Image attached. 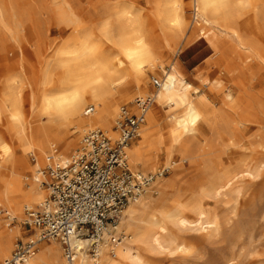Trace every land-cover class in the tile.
<instances>
[{"label": "bare ground", "instance_id": "6f19581e", "mask_svg": "<svg viewBox=\"0 0 264 264\" xmlns=\"http://www.w3.org/2000/svg\"><path fill=\"white\" fill-rule=\"evenodd\" d=\"M157 5L161 8L165 31L177 41L190 26L181 13L179 1L159 0ZM192 11L193 23L199 31H204L202 36L216 58L211 63L214 77L227 80L234 71L236 59L240 60L236 63L240 64L238 74L248 71L251 82H234V87L243 92L242 96L232 100L226 87L220 89L234 119L230 122L218 119L220 109L211 104L206 94L191 98V84L185 80L175 60H171L166 71L161 67L162 53L169 47L167 40L160 45L149 41L127 11L116 15L114 23L110 19L101 23L100 35L111 44L110 56L89 59L87 48L83 46L73 58L59 61L56 73L43 74L38 114L33 121H27L23 112L24 90L30 86L28 71L14 54L0 49V123L4 118L10 130L16 133L15 146L10 147L4 144L6 135L0 130V214L6 212L12 222L23 223L22 211L38 207L46 199L47 193L37 182L38 171L46 165L49 155L55 153L65 159L68 152L81 143L79 137L69 141V131L74 129L73 134L84 136L89 130L98 129L115 140L114 126L121 108L118 104L133 93L136 96L130 110L134 109L136 99L150 97L152 103L137 133L139 143L126 149L131 170H135L134 173L139 170L141 173L137 175L148 177L144 173L150 169L155 146L179 157L177 162L167 166L170 178L162 179L160 170L149 175L152 180L148 188L123 210L117 230L125 236V241L117 246L102 247L95 259L79 253L72 264H144L139 249L147 243L157 250L173 247L184 252L187 247L175 242L171 227L183 230L193 227L210 232L216 224L209 220L202 203L198 204L193 220L184 215L185 203L162 213L160 206L168 196L198 188L202 197H220L237 188L240 181L264 179V87L255 94L246 92L264 84V0H192ZM208 34H211L209 38ZM224 62L226 67L219 69ZM253 66L258 67L259 76L249 72ZM158 69L162 70L159 87L146 96V75L156 74ZM198 81L202 88H220L216 79L198 78ZM86 105L92 107L88 115L83 110ZM157 108L168 115L159 119L154 111ZM163 120L169 123L166 131L161 128ZM211 120L220 125L224 133L216 132L214 145L208 142L196 145V135L202 125ZM245 129L253 132L239 135ZM57 145L61 146L63 154L56 149ZM28 155L36 158L35 164L29 165ZM184 163L196 169L195 173L198 170V177L185 169ZM6 222L4 225L0 222V264L10 256L14 247L10 250L12 240L17 235L23 238L18 226L10 228ZM141 225L148 231L140 232ZM36 236L37 230H33L30 237ZM72 244L80 250L85 242L74 238ZM25 264L69 263L60 257V244L51 241L38 244L37 251Z\"/></svg>", "mask_w": 264, "mask_h": 264}, {"label": "rangeland", "instance_id": "374dc122", "mask_svg": "<svg viewBox=\"0 0 264 264\" xmlns=\"http://www.w3.org/2000/svg\"><path fill=\"white\" fill-rule=\"evenodd\" d=\"M158 1L0 0V49L10 51L16 59L23 62L30 80V86L24 90L23 112L26 120L33 121L37 117L42 76L49 71L52 74L56 73L59 61L66 62L73 58L83 46L87 48L85 52L89 54V59L99 60L111 55V44L100 35V26L105 19H110L114 23L116 15L123 11H127L131 15L149 41L160 45L167 40L169 47L162 53L161 67L166 71L171 60L177 62L179 71L191 84L189 95L192 99L204 93L211 100V104L220 109L219 120L229 122L231 119L234 120L232 113L228 110V105H225L224 93L220 89L226 87L232 100L242 96L243 92L234 87V82L237 80H242L245 84L251 82L248 71L245 74H238L240 64L236 63H240V60L236 59L234 71L229 74L227 80H219L214 77V67L212 68L211 63L215 62L216 58L209 48L206 38L202 36L204 31H199L197 25L193 23L192 0H177L181 5V13L185 21L190 24L188 29L179 35L177 41H174L171 37L173 35L168 34L163 27ZM210 36L211 34H208L207 37ZM195 42L197 44L191 46ZM206 54L208 56L204 59ZM226 65L225 62L221 63L218 68L223 69ZM161 71L158 69L156 74L148 73L146 75L147 87L144 91L146 96L154 92L151 79L160 80ZM249 72L259 76L257 66L250 68ZM198 78L216 79L220 83V88L218 90L209 87L202 88ZM263 87L264 84L262 87L256 85L253 90L246 92L255 94ZM135 96L134 93L129 95L118 104V107L129 108ZM87 107L89 105L84 106L83 110ZM154 111L159 119L168 115L165 110L157 108ZM168 126V121L163 120L161 123L163 131H166ZM0 130L6 135L4 144L10 147L15 146L14 136L16 133L10 130V126L4 118H2V124L0 123ZM74 131V129L69 131L67 139L72 141L79 137L80 141L83 134L78 136V134H73ZM216 132L224 133V130L212 120L208 121L202 125L200 132L196 135L195 144L201 145L204 142L211 145L216 144L214 140ZM252 132L253 130L245 129L239 135L246 136ZM138 143L139 138H135L128 147ZM80 145L81 143H77L66 157L72 155ZM56 149L63 154L60 145H57ZM155 149V155L150 161V169L144 174L153 175L160 170L162 171L161 178L168 179L171 175L167 166L171 162H177L179 157L174 153L169 154L164 148L155 146ZM16 150L20 151L19 148ZM27 162L29 165H33L36 163V158L28 155ZM127 164L130 171L134 173L135 170H131L128 160ZM184 167L197 176L198 170L195 173L196 169L190 168L188 163H184ZM140 173L141 171L136 170L135 174ZM180 203L187 205L183 212L190 220L195 218L197 206L202 203L203 209L209 213V220L214 221L216 227L210 228L212 229L210 232H207L206 229H194L193 227L191 230L171 227V236L175 238V242L186 246L187 250L181 252L169 247L163 251L150 247L149 243L142 244L139 252L144 264H264V179L240 181L237 188L225 192L220 197L212 195L202 197L198 188L193 189L192 192H181L178 196H168L160 206V211L162 213L170 212ZM1 209L2 207H0ZM22 212L24 215V211ZM0 222L3 225L7 223L2 214H0ZM13 226H18L23 238L17 235L11 242L10 250L17 241H23L31 236V232L22 226V221L14 220L10 228ZM146 231L148 229L141 225L140 232ZM45 243H51V241ZM60 257L63 259L61 246Z\"/></svg>", "mask_w": 264, "mask_h": 264}, {"label": "built area", "instance_id": "2783aa9c", "mask_svg": "<svg viewBox=\"0 0 264 264\" xmlns=\"http://www.w3.org/2000/svg\"><path fill=\"white\" fill-rule=\"evenodd\" d=\"M151 85L158 88V80L152 79ZM151 103L150 97L136 99L133 110L126 106L119 109L115 140L101 130H89L74 154L65 159L55 153L49 155L37 174L46 199L36 208L25 209L22 223L31 233L37 230V236L17 241L2 264H25L41 242L57 241L63 259L72 264L79 253L95 259L102 247L125 241L117 230L123 210L139 198L152 180V176L142 177L130 171L126 149L137 137ZM91 112L92 107L85 109V115ZM2 215L13 224L6 212L2 211ZM74 238L84 240L80 250L72 244Z\"/></svg>", "mask_w": 264, "mask_h": 264}, {"label": "crops", "instance_id": "0c3cea01", "mask_svg": "<svg viewBox=\"0 0 264 264\" xmlns=\"http://www.w3.org/2000/svg\"><path fill=\"white\" fill-rule=\"evenodd\" d=\"M197 44V42H195V43H193V44H191V46H195ZM207 54L203 57L204 59H206L207 58Z\"/></svg>", "mask_w": 264, "mask_h": 264}]
</instances>
